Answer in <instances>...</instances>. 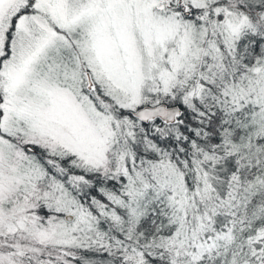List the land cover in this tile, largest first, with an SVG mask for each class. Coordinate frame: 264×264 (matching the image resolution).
I'll return each instance as SVG.
<instances>
[{"label": "snow or ice", "instance_id": "6c2138e0", "mask_svg": "<svg viewBox=\"0 0 264 264\" xmlns=\"http://www.w3.org/2000/svg\"><path fill=\"white\" fill-rule=\"evenodd\" d=\"M0 264H264V0H0Z\"/></svg>", "mask_w": 264, "mask_h": 264}]
</instances>
